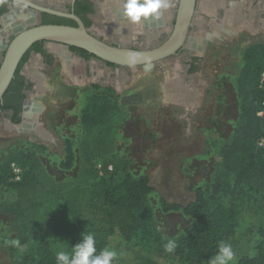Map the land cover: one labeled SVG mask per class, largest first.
Returning a JSON list of instances; mask_svg holds the SVG:
<instances>
[{"label":"rangeland","instance_id":"374dc122","mask_svg":"<svg viewBox=\"0 0 264 264\" xmlns=\"http://www.w3.org/2000/svg\"><path fill=\"white\" fill-rule=\"evenodd\" d=\"M217 15L212 3L196 12L203 22ZM14 16L13 24L21 27L16 35L37 23L28 11L16 10ZM257 29L254 36L241 33L230 40L199 31L198 45H189L196 60L186 78L196 95L186 104L167 97V85L181 79L179 74L187 67L178 58L148 69L124 70L127 78L122 81L110 75L109 84L98 77L101 70L84 81L70 76L65 62L45 73L39 69L38 58L33 59L34 73L44 89L30 97L32 111L27 116L32 123L22 129L6 131V116L0 113V164L12 149L33 151L35 144L45 150L36 154L32 193L26 202L4 183L6 173L0 167V264H12L13 258L31 253L41 240H47L56 252L71 253L72 246L83 242L85 232L94 233L96 241L105 239L122 264H195L176 253L178 247L182 250V240L194 232V221L179 212H162L157 199L185 206L193 201L197 187L207 189L212 202L235 208L237 227L225 243L235 253L229 264L254 256L256 232L264 227V180L235 185L221 162L236 138L240 111L236 79L243 53L254 43L264 44V30ZM48 47L53 52L65 51ZM65 139L71 141L75 155L68 170L60 167ZM115 157L128 159L132 176L146 174L155 191L142 202L141 227L131 238L103 222L74 218L59 198L97 183L103 166ZM12 164L21 171L19 180L13 178ZM9 172L8 182L21 181L23 170L18 164L10 163ZM123 174L118 173L115 180ZM170 240L176 243L173 252L165 249Z\"/></svg>","mask_w":264,"mask_h":264},{"label":"trees","instance_id":"16d2710c","mask_svg":"<svg viewBox=\"0 0 264 264\" xmlns=\"http://www.w3.org/2000/svg\"><path fill=\"white\" fill-rule=\"evenodd\" d=\"M43 15L42 25H58ZM90 21H84L86 28ZM72 50L88 56L85 51ZM44 54V53H43ZM26 57L19 64L15 76L0 103L1 110L11 108L9 98L20 95L19 75ZM264 71V44L254 43L243 53V63L236 79L237 95L240 99L239 117L235 125L236 138L222 155L223 171L236 183L264 180V92L258 87L260 74ZM261 113V116L258 114ZM18 122V118L15 119ZM262 144V145H261ZM63 159L60 167L70 169L74 163V149L69 139L63 143ZM35 150L23 153L12 149L3 159L0 167L6 177L4 183L15 189L23 202L30 199L32 193V172L37 164L36 154L44 153L43 145H33ZM16 163L23 170L21 181L8 182L10 163ZM128 159L115 157L104 165L98 182L83 188H77L59 195L65 208L81 221L95 220L107 224L110 229H119L131 238L140 230L139 210L145 198L154 195V188L146 174L132 176ZM111 167V170L109 169ZM118 173H124L119 181ZM204 187L194 190V199L185 206L169 204L158 197L157 202L164 213L179 212L195 223L194 232L181 242L182 250H176L180 259L195 264H207L215 257L221 243H226L237 227L235 208L221 202H212V198ZM211 205V206H210ZM139 217V218H138ZM97 252L108 248L105 239L96 241ZM56 251L47 240H41L31 253L21 254L13 258L12 264H57ZM113 264H122L120 256H116ZM232 264H264V227L256 232L255 255L243 257Z\"/></svg>","mask_w":264,"mask_h":264},{"label":"flooded vegetation","instance_id":"af4514ba","mask_svg":"<svg viewBox=\"0 0 264 264\" xmlns=\"http://www.w3.org/2000/svg\"><path fill=\"white\" fill-rule=\"evenodd\" d=\"M26 1L43 8H48L64 14H71L78 18L83 25L85 20L90 21L91 23L88 28L84 25L87 32L108 45L133 50H146L161 45L170 35L175 23L179 0H170L172 6L168 10L163 11L159 21H149L142 26L132 25L123 17L121 0ZM208 3H212L215 6L216 12H218L219 15H217L218 18L214 20L203 22L201 18L196 17V12L198 8H204ZM263 8L264 0H196L191 25L189 26L183 46L175 55L165 59L168 61L178 58L179 62L187 64V67L182 70L181 75L179 74L181 79H175L172 84L167 85L168 97L182 104H186L187 99L194 101L196 94L189 88V82L186 78L191 75L195 64L194 60H196L189 45H198L200 41V30H207L208 33H205L209 35L212 33L214 36L220 35V38L223 37L225 40L234 39L241 33L254 36L256 27L260 28L257 29V31L263 33ZM16 10L30 12V18L37 20L35 26L42 25L43 15H46V17L51 20H58V25L77 27V23L74 19L39 12L11 0H0V40H2L3 44L6 42V48L16 35L14 34L16 30L21 28L13 24V18L16 17L14 16ZM30 27H33V25ZM106 37H109L110 40H106ZM120 40L127 41L128 43L130 42L131 46L127 47L120 44L118 42ZM133 43L139 46H133ZM48 45L50 44L46 42L35 43L21 59L22 61L23 58L26 57L19 72L22 78L18 86L20 95L15 98H9L8 104H10L11 108L7 110L0 109V113L6 116V123L4 126L6 131H17V129H22L20 126L24 127L32 123L27 116L29 111H32L30 97L41 90L40 76L34 73L35 70L32 67L33 59L36 60V57L38 58L37 64L41 67L39 68L40 71L46 73L57 65H61V63L65 62L66 67L68 66L72 73L71 76H77L78 80L83 79L84 81L97 75L99 70H101V75L98 77L104 83H111L110 75H114L115 77L118 76L122 81L127 78V76L123 74V71L131 70V68L128 67H117L103 62L87 52L88 56H84V54L72 50L74 47H67L65 51L59 53L50 50ZM5 50L4 48V53ZM71 60L73 61L71 62ZM27 65L28 67H26ZM0 103H2V101ZM17 118L18 122L16 123L15 119Z\"/></svg>","mask_w":264,"mask_h":264},{"label":"water","instance_id":"95a60500","mask_svg":"<svg viewBox=\"0 0 264 264\" xmlns=\"http://www.w3.org/2000/svg\"><path fill=\"white\" fill-rule=\"evenodd\" d=\"M39 12L74 19L77 27L38 25L19 32L8 44L0 64V102L9 88L24 54L37 42H46L55 48L74 47L97 59L115 65L135 69H148L163 61L183 46L194 14L196 0H179L175 23L168 38L153 49L133 50L108 45L90 35L81 21L71 14L43 8L26 0H11ZM135 53L136 55H132ZM168 97V96H167Z\"/></svg>","mask_w":264,"mask_h":264},{"label":"clouds","instance_id":"9594fccd","mask_svg":"<svg viewBox=\"0 0 264 264\" xmlns=\"http://www.w3.org/2000/svg\"><path fill=\"white\" fill-rule=\"evenodd\" d=\"M171 6L170 0H121L123 17L130 24L140 26L149 21H159L163 11L168 10ZM82 241V243L72 246L71 253L64 250L58 251L56 253L57 264H113L117 253L107 248L97 252L94 233L85 232L82 234ZM175 247V241L170 240L165 249L167 252H173ZM234 257L232 246L222 242L211 264H229L234 261Z\"/></svg>","mask_w":264,"mask_h":264},{"label":"built area","instance_id":"2783aa9c","mask_svg":"<svg viewBox=\"0 0 264 264\" xmlns=\"http://www.w3.org/2000/svg\"><path fill=\"white\" fill-rule=\"evenodd\" d=\"M258 87L261 91L264 92V71H262V73L260 74ZM11 168L13 172V178L15 180H19L21 174L20 169L14 164H12Z\"/></svg>","mask_w":264,"mask_h":264},{"label":"crops","instance_id":"0c3cea01","mask_svg":"<svg viewBox=\"0 0 264 264\" xmlns=\"http://www.w3.org/2000/svg\"><path fill=\"white\" fill-rule=\"evenodd\" d=\"M262 28H264V25L262 26ZM3 55H4V44L2 42V40H0V64H1V61H2V58H3ZM71 76V75H70ZM41 83V90L44 89V87L42 86V82Z\"/></svg>","mask_w":264,"mask_h":264}]
</instances>
